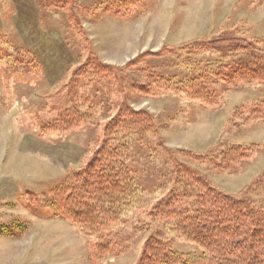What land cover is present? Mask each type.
Listing matches in <instances>:
<instances>
[{"label": "rangeland", "instance_id": "obj_1", "mask_svg": "<svg viewBox=\"0 0 264 264\" xmlns=\"http://www.w3.org/2000/svg\"><path fill=\"white\" fill-rule=\"evenodd\" d=\"M107 1L0 0V48L10 54L0 60V67L10 70L7 86L0 71V227L14 230L0 236V264H138L151 236L182 254L200 255L176 233L174 221L154 209L174 188L167 152L175 149L213 156L231 145L258 144L256 154L230 172L178 159L223 193L261 199L247 191L264 173V122L235 126L232 121L237 106L264 97L263 87L224 91L219 105L209 108L172 92L139 95L131 83L133 78L142 81L141 74L124 68L144 52L178 49L228 33L263 38L264 0H137L135 10L125 15L104 10ZM14 47L29 54L31 67L14 60ZM90 56L112 67L113 75L89 74L72 87L74 71ZM174 64L175 59H148L143 67L172 75L177 73ZM122 106L148 113L156 133L148 135L145 145L129 141L126 163L134 171L139 201L113 227L116 256L91 261L94 239L61 218L33 215L25 207L27 191L42 198L83 167ZM68 107L89 118L76 128L41 135L39 123Z\"/></svg>", "mask_w": 264, "mask_h": 264}, {"label": "trees", "instance_id": "obj_2", "mask_svg": "<svg viewBox=\"0 0 264 264\" xmlns=\"http://www.w3.org/2000/svg\"><path fill=\"white\" fill-rule=\"evenodd\" d=\"M53 1L66 3L67 0ZM136 5L137 0H108L103 9L125 15L135 10ZM14 49L17 63L26 62V68L33 65L29 54L22 55L19 49ZM8 55L0 48V60ZM148 59H175L177 73L167 75L145 70L143 66ZM12 65L16 70L17 64ZM124 69L141 74L142 81L133 78L131 83V89L139 95L155 97L172 92L214 108L224 91L245 86L264 88V37L247 39L228 33L178 49L144 52L130 60ZM0 71L7 86L10 70L0 67ZM113 73L112 67L90 56L74 71L72 87L89 74L101 78L111 77ZM88 118L87 112L68 107L51 120L40 122L39 130L41 135L58 133L76 128ZM258 121L264 122V97L235 108L232 121L235 126ZM152 132L156 133L155 124L148 113L120 107L106 123L104 138L89 161L52 186L42 198L27 191L25 207L38 217L61 218L93 238L89 245L91 261L116 256L113 227L120 222L124 211L139 201L134 171L126 163L129 141L134 139L145 145ZM259 149L258 144L231 145L213 156L178 149L168 151L174 165V188L154 209L174 221L176 233L202 253L182 254L170 242L151 236L144 243L138 264H264V173L248 187V193L261 197L256 202L221 192L198 170L178 159L182 157L189 163L224 173L253 157ZM12 231L0 227V236L10 235Z\"/></svg>", "mask_w": 264, "mask_h": 264}]
</instances>
